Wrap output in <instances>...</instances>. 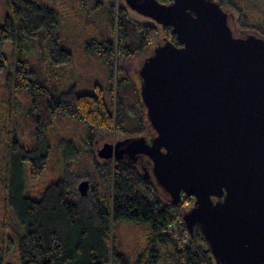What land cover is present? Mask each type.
Segmentation results:
<instances>
[{"label": "water", "instance_id": "water-1", "mask_svg": "<svg viewBox=\"0 0 264 264\" xmlns=\"http://www.w3.org/2000/svg\"><path fill=\"white\" fill-rule=\"evenodd\" d=\"M172 28L138 73L151 136L103 144L101 160L146 157L141 169L173 204L213 264H264V39L237 35L215 0H124ZM89 181L79 184L89 195Z\"/></svg>", "mask_w": 264, "mask_h": 264}, {"label": "trees", "instance_id": "trees-1", "mask_svg": "<svg viewBox=\"0 0 264 264\" xmlns=\"http://www.w3.org/2000/svg\"><path fill=\"white\" fill-rule=\"evenodd\" d=\"M158 1L167 5L173 0ZM215 1L226 11L237 10L241 19L230 22L237 35L255 34L264 39V24L249 23L247 11L239 8L235 0ZM7 7L9 14L0 27V67L4 68L8 63L5 47L10 43L14 68L9 84L15 92L24 90L30 96L28 115L35 123V137L38 139L35 149L21 150L16 154L12 194L7 199L8 207L20 225L19 264H126L113 243L114 228L123 221L147 225L148 255H157L155 248L163 245L176 264H213L205 246L192 235L187 246L175 238L177 231L179 236L189 235L183 215L193 207L194 198L182 195L183 200L173 204L153 181L146 180L139 166L115 160L94 164L100 177L109 183L108 192L97 196L96 213L88 211L80 201H74L67 182L50 186L39 201L30 199L21 190L23 177L20 166L23 162L32 165L33 178L42 176L46 170L51 147L45 132L55 126L59 115L80 121L94 142L99 140L97 137L108 133L126 139L147 134L148 121L141 104L140 88L125 85L131 82L127 62L137 51L156 45L161 26L134 20L125 9L118 14L112 8L108 10L117 38L92 45L88 50L97 54L111 76L118 74V89L122 94L118 97L115 111H112L100 87L95 88L94 94L83 95L74 88L68 92L61 89L63 83L60 85L54 70L71 64L73 59L72 53L59 46L54 38L60 29V16L54 7H45L30 0H7ZM161 29L166 33L164 39L178 45L171 27ZM40 37L47 40V56L44 57L48 61V70L53 72L48 80H39L27 61L29 43ZM120 74L121 79L118 78ZM129 95L134 100L132 111L138 121L133 128L125 111V99ZM0 264L9 263L0 257Z\"/></svg>", "mask_w": 264, "mask_h": 264}, {"label": "rangeland", "instance_id": "rangeland-1", "mask_svg": "<svg viewBox=\"0 0 264 264\" xmlns=\"http://www.w3.org/2000/svg\"><path fill=\"white\" fill-rule=\"evenodd\" d=\"M30 1H37L45 7H54V11L59 12L60 15H58L61 16L60 29L55 33L54 38L59 46L72 53L73 59L71 64L54 70L57 71L60 85L63 83L61 89L68 92L74 88L75 91L83 95L86 91L95 93L93 90L98 86L104 90L105 100L108 101L110 109L115 111L119 103L118 97L122 94L118 89V74L111 76L108 68L104 66L97 54L91 53L88 49L92 45L103 43V41L116 40V27H112L110 24L108 13L111 8L116 14L121 9H125L134 20L150 22L154 25L156 23L132 12L124 0H113L114 5L111 3L112 0ZM235 1L239 8L247 11L251 21L249 23L264 24V0ZM98 2L105 4L108 2L112 6L106 4L105 8L104 4L101 7ZM9 11L7 0H0V27L4 25ZM229 14L236 21L241 19L234 8ZM115 18L117 19V16ZM114 24H116V20ZM161 28H159L156 45L166 37L165 31ZM46 41L43 37L34 39L29 43L27 49V61L39 80H48L47 77L53 74L52 69L48 70V61L44 57L47 56ZM156 45H149L144 51H137L136 55L127 62L128 77L131 82H127L125 85L128 87L129 85L138 86V73L141 65ZM11 55L9 43L5 47L8 63L4 68L0 67V257L5 259L6 263L19 264L20 225L11 213L7 199L12 194L14 183L12 182V170L16 154L21 153V150L32 151L35 149L38 139L35 137V123L28 115L31 106L30 96L24 90L15 92L9 84L10 74L13 73L14 68ZM121 76L120 74L118 78L121 79ZM125 100V111L133 128L138 124L132 111L134 100L130 95ZM45 135L48 137L51 147L46 170L42 176L33 178L31 175L32 165L29 162H23L20 166L23 177L21 190L26 192V196L30 199L39 201L50 186L58 182H67L69 194H72L74 201H80L88 211L96 213L97 196L105 195L109 189L107 188L109 185L107 179L100 177L94 166L96 162L101 164L103 161L96 157L98 150L103 147L104 142L116 141L119 138L122 139V136L108 133V135L97 137L99 140L95 142L91 141L86 126L77 119L66 115H59L55 126L48 129ZM102 139H106V141ZM83 181H90L87 197H82L78 190L79 184ZM190 203L191 201L188 204ZM148 231L146 224L119 222L118 227L113 231L116 252L123 255L126 264H176L163 245H158L155 248L158 257L155 253L148 255Z\"/></svg>", "mask_w": 264, "mask_h": 264}, {"label": "flooded vegetation", "instance_id": "flooded-vegetation-1", "mask_svg": "<svg viewBox=\"0 0 264 264\" xmlns=\"http://www.w3.org/2000/svg\"><path fill=\"white\" fill-rule=\"evenodd\" d=\"M146 132H147V134H144V135H142V136H146V137H150L151 136V131H149L148 130V128H147V130H146ZM140 137V136H139ZM126 138H119V140H116V141H111L110 143H112V144H115L116 145V143H118L119 141H123V140H125ZM105 144V143H104ZM125 160H127L128 162H130L131 160H133V161H135L134 162V165H136V166H139L141 169L143 168V167H145V168H150V165H148V159L146 158V157H144V156H142V157H138V158H133V159H130V158H128V157H126V159Z\"/></svg>", "mask_w": 264, "mask_h": 264}, {"label": "built area", "instance_id": "built-area-1", "mask_svg": "<svg viewBox=\"0 0 264 264\" xmlns=\"http://www.w3.org/2000/svg\"><path fill=\"white\" fill-rule=\"evenodd\" d=\"M173 227L175 228V225ZM175 235H176L175 238L177 240H180L182 242V244H184V246L189 245V240H190L189 237H190V234L189 235H185L184 237H181V236H179V231H177Z\"/></svg>", "mask_w": 264, "mask_h": 264}, {"label": "crops", "instance_id": "crops-1", "mask_svg": "<svg viewBox=\"0 0 264 264\" xmlns=\"http://www.w3.org/2000/svg\"><path fill=\"white\" fill-rule=\"evenodd\" d=\"M107 1H108V0H107ZM98 3H99V5H100L101 7H102V5L104 6V4H105V3H103V2H98ZM111 3H112V5H114L113 0L111 1ZM106 4H108V2H106ZM106 4H105V6H104L105 8H106V6H107ZM108 5H109V4H108ZM112 5H109V6H112ZM57 14H59V12H58ZM59 15H60V14H59ZM60 17H61V16H60ZM45 40H46V39L44 38V41H45ZM97 87H98V86H97ZM93 91H95V89H94ZM86 93H92V94H94V92H91V91H90V92L86 91Z\"/></svg>", "mask_w": 264, "mask_h": 264}, {"label": "clouds", "instance_id": "clouds-1", "mask_svg": "<svg viewBox=\"0 0 264 264\" xmlns=\"http://www.w3.org/2000/svg\"><path fill=\"white\" fill-rule=\"evenodd\" d=\"M190 234V233H189Z\"/></svg>", "mask_w": 264, "mask_h": 264}]
</instances>
